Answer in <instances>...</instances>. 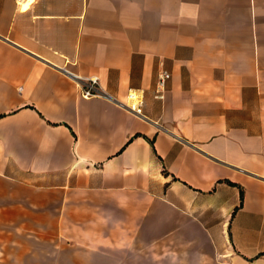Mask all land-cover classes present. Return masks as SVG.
I'll use <instances>...</instances> for the list:
<instances>
[{
    "label": "crops",
    "instance_id": "crops-1",
    "mask_svg": "<svg viewBox=\"0 0 264 264\" xmlns=\"http://www.w3.org/2000/svg\"><path fill=\"white\" fill-rule=\"evenodd\" d=\"M0 264H264V0H0Z\"/></svg>",
    "mask_w": 264,
    "mask_h": 264
},
{
    "label": "built area",
    "instance_id": "built-area-1",
    "mask_svg": "<svg viewBox=\"0 0 264 264\" xmlns=\"http://www.w3.org/2000/svg\"><path fill=\"white\" fill-rule=\"evenodd\" d=\"M64 75L68 76L70 79L77 83L79 95L82 99H101L116 105L118 108L126 110L132 113L135 117H138L145 121H150L143 113L144 104V94L142 90L139 89H129L122 100H118L111 96L103 89H101L99 84V79L97 77L80 78L66 71H62ZM170 79V73L162 69L156 78V82L153 89V99L156 101H163L166 93L167 82ZM157 127L165 131V129L156 124Z\"/></svg>",
    "mask_w": 264,
    "mask_h": 264
},
{
    "label": "trees",
    "instance_id": "trees-1",
    "mask_svg": "<svg viewBox=\"0 0 264 264\" xmlns=\"http://www.w3.org/2000/svg\"><path fill=\"white\" fill-rule=\"evenodd\" d=\"M242 198V196L240 197V199Z\"/></svg>",
    "mask_w": 264,
    "mask_h": 264
}]
</instances>
